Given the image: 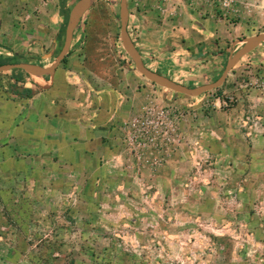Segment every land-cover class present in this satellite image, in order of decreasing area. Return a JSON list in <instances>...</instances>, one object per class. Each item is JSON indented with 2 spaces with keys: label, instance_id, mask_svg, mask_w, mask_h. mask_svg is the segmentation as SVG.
I'll return each mask as SVG.
<instances>
[{
  "label": "rangeland",
  "instance_id": "obj_1",
  "mask_svg": "<svg viewBox=\"0 0 264 264\" xmlns=\"http://www.w3.org/2000/svg\"><path fill=\"white\" fill-rule=\"evenodd\" d=\"M46 2L0 0V8L28 26ZM120 3L93 0L80 22L89 78L122 93L118 128L94 156L60 160L42 149L9 172L0 166V264H264V63L252 59L264 45L224 87L186 97L137 72ZM128 8L138 45L154 27L176 45L183 29L212 30L225 53L212 83L245 39L264 34V0H128Z\"/></svg>",
  "mask_w": 264,
  "mask_h": 264
},
{
  "label": "crops",
  "instance_id": "obj_2",
  "mask_svg": "<svg viewBox=\"0 0 264 264\" xmlns=\"http://www.w3.org/2000/svg\"><path fill=\"white\" fill-rule=\"evenodd\" d=\"M60 2L47 0L28 26L14 21L0 8V60L13 64L19 59L23 61L20 63L52 66L69 25ZM67 9L71 12L73 8L67 5ZM84 27L79 24L69 55L53 76H35L21 70L0 76V166L4 172L29 159L36 160L34 155L42 149L55 153L60 160L76 158L80 153L94 156L107 149L121 121L123 96L116 89L102 87L109 84L106 80L89 78L85 58L80 55L85 45ZM128 30L133 39L130 27ZM182 31V45L172 43L166 31L156 27L145 33L141 43L135 44L144 65L187 87L212 83L225 58L222 45L206 27ZM25 32L35 36L21 42ZM11 34L12 41L4 42ZM261 55L252 59L264 63V52Z\"/></svg>",
  "mask_w": 264,
  "mask_h": 264
},
{
  "label": "water",
  "instance_id": "obj_3",
  "mask_svg": "<svg viewBox=\"0 0 264 264\" xmlns=\"http://www.w3.org/2000/svg\"><path fill=\"white\" fill-rule=\"evenodd\" d=\"M93 0H79L74 8L71 10L69 15V25L66 30V37L64 46L54 62V64L50 67H43L36 64L30 63H13V64H6L0 66V74L8 73L15 70H21L27 74L35 75V76H42V77H49L53 76L57 69L65 62L67 56L69 55L71 45L74 38V33L78 28L80 22L82 21L83 17L89 10L90 6L92 5ZM128 0H121L120 3V23H121V40L124 47V50L131 58V61L135 65L137 72H139L144 78L149 80L155 85H158L162 88L168 89L174 93L190 97V98H197L201 97L207 93L216 91L222 88L228 78L230 73L236 67L238 62L247 54H249L252 50L260 46L264 43V34H260L255 37L247 38L244 40L245 47L239 50L236 53H231L228 58L227 66L222 74V76L211 84H206L198 87H187L182 84L176 83L173 80L162 76L151 69L147 68L140 56L139 50L135 45L133 39L130 36L128 30ZM236 48V45H234Z\"/></svg>",
  "mask_w": 264,
  "mask_h": 264
},
{
  "label": "trees",
  "instance_id": "obj_4",
  "mask_svg": "<svg viewBox=\"0 0 264 264\" xmlns=\"http://www.w3.org/2000/svg\"><path fill=\"white\" fill-rule=\"evenodd\" d=\"M61 2V8H62V13H63V15L66 17L67 16V14H68V9H67V2L69 1V0H60ZM6 64H9V63H7V62H4V61H2V60H0V66H2V65H6ZM224 87V86H223Z\"/></svg>",
  "mask_w": 264,
  "mask_h": 264
}]
</instances>
